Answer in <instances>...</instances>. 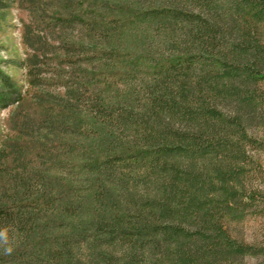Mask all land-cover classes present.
<instances>
[{
	"label": "trees",
	"instance_id": "trees-1",
	"mask_svg": "<svg viewBox=\"0 0 264 264\" xmlns=\"http://www.w3.org/2000/svg\"><path fill=\"white\" fill-rule=\"evenodd\" d=\"M0 264H246L264 203V0H0Z\"/></svg>",
	"mask_w": 264,
	"mask_h": 264
},
{
	"label": "rangeland",
	"instance_id": "rangeland-1",
	"mask_svg": "<svg viewBox=\"0 0 264 264\" xmlns=\"http://www.w3.org/2000/svg\"><path fill=\"white\" fill-rule=\"evenodd\" d=\"M22 20H28V14L20 9L0 10V66L8 74L20 79L22 71L8 66L5 61L13 58H24L25 49L21 42ZM17 106L0 110V133L9 134L13 131L14 113ZM264 136V130H261ZM264 167V154L261 157ZM232 234L238 240L264 246V203L259 212L248 214L245 219L234 223ZM246 264H264V255L247 257Z\"/></svg>",
	"mask_w": 264,
	"mask_h": 264
},
{
	"label": "clouds",
	"instance_id": "clouds-1",
	"mask_svg": "<svg viewBox=\"0 0 264 264\" xmlns=\"http://www.w3.org/2000/svg\"><path fill=\"white\" fill-rule=\"evenodd\" d=\"M10 228L0 227V251L5 255H10L14 251L13 238L10 235Z\"/></svg>",
	"mask_w": 264,
	"mask_h": 264
}]
</instances>
